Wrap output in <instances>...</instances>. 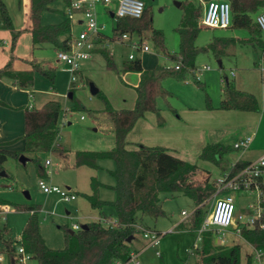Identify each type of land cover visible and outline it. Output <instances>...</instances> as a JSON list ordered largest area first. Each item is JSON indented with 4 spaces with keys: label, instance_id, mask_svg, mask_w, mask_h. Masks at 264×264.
<instances>
[{
    "label": "rangeland",
    "instance_id": "obj_1",
    "mask_svg": "<svg viewBox=\"0 0 264 264\" xmlns=\"http://www.w3.org/2000/svg\"><path fill=\"white\" fill-rule=\"evenodd\" d=\"M4 1L8 7L13 28H23L27 19L25 0ZM143 1L152 19L153 27L163 33L168 51H162L153 40L152 33L146 31L143 34V40L150 46L149 51L141 52L129 44L120 42L111 43L108 51L113 50V58L119 71L108 68L104 55L95 52L91 58L83 62L79 80L74 83H72V73L68 70V66L57 59L58 51L51 44L44 43L34 48L30 34L23 32L18 38L15 48L12 49L10 28L0 22V67L9 61L13 53L15 69H29L31 64L28 60L46 61L48 66L56 69L57 74L53 84L47 77L36 73L34 86L30 89H22L17 86L18 90L13 94V100L21 105L32 104L41 108L46 101L54 99L61 102L63 109L59 134L56 139L59 145L54 150L38 153V161L29 159L24 164L19 158L10 156L4 163L6 175L0 174V231L5 238L12 236L16 243L21 240L22 230L30 216V211L25 209V206L30 205L39 207L40 230L47 245L52 248L65 246V231L72 229L73 222H80L78 217L100 215L104 211L112 218H117L113 205V201L116 199L114 188L116 179L110 172L115 169V161L111 158H104L99 161V169L86 166L78 167L74 164L75 153L78 150H109L114 147L115 135L112 131V121L105 111L103 96L115 109L132 108L136 98L134 87L139 81L138 72H123L124 62L129 60L131 53H134L137 58L143 60L147 68L156 65L175 66L177 60L170 56H179L180 53L181 37L178 28L183 15V7L178 2L200 4L203 9L207 2V0ZM53 6L54 10L44 12V24L60 23L66 17L67 4L63 0L55 1ZM115 8L116 4L113 2L110 9H99L98 13L100 23L105 25V33L109 35L113 34V28L116 25V18L110 12V10L115 11ZM258 12L253 13L254 20H256ZM201 19L197 45L207 46L214 37L235 39L228 47L231 49L221 56L223 68L220 67L219 58L213 52L199 53L195 60V73L187 71L185 78L182 79L174 76L164 78L163 85L170 91L171 96L168 99L160 97L158 105L162 109H169V104H171L179 109L192 107L193 110H198L207 107L215 112L223 111L220 108L223 88L221 79L225 73L234 80L239 88L254 93L260 107L258 111L252 113L236 110L232 115H223L220 118L217 116L209 121L207 127L210 130L216 129L220 137L224 136L220 141L232 146L239 136L253 135L254 133L250 131L253 129L255 138L250 147L264 152V59L261 41L254 39V34L248 28L211 27L204 25ZM83 28L82 24L74 21L72 34L74 46L79 38V32ZM207 65L210 66V69L203 70V67ZM18 66L22 68H17ZM232 70L237 73L235 77L230 74ZM196 77L205 83L204 89L195 83ZM0 81L7 82L4 87L11 88L15 85L8 78L0 79ZM91 82L98 87L99 94L91 93ZM73 85H75V90L72 98L70 88ZM27 91L32 92L35 98L30 99ZM2 92L1 87L0 94ZM1 96L5 97L6 95L2 94ZM5 109L0 105V125L3 126ZM12 111L22 113L19 109ZM246 115H254L256 118H248ZM212 117H216V115H212ZM10 129L16 135L13 139L15 143L21 142L24 121L15 118ZM240 151V149L232 150L218 166L203 160H200L199 163L212 171L211 176L216 177L220 173L230 171L235 156ZM25 155L31 158L35 154L26 153ZM47 158L51 160V164L46 165L45 168L48 175L41 177L38 162L41 161L45 165ZM92 176H96L103 184L100 188V197L107 204L101 210L92 208L84 195L92 193ZM40 178H45L49 183L62 188L70 187L77 194V198L64 201L57 193H45L38 185ZM236 197L237 212L244 211L248 204L255 199V195L245 191H238ZM161 198L166 215L158 218L145 215L138 221L142 229H152L162 233L160 242L149 243L141 230L133 240L132 248L140 252L141 264H198L199 254L196 250L194 253L189 252L198 244V231L179 226L183 220L191 222V217L186 219L183 211H187L190 215L195 209L194 200L184 193L171 195L162 192ZM212 204L213 198H209L204 203L205 215L210 211ZM67 211H70L72 218L68 217ZM227 243L241 245V264H259L255 258L254 247L242 237L236 238L233 234H229ZM262 250L264 254V247ZM159 251L162 252V256L159 255ZM251 254L249 263L248 257ZM0 257L3 259L1 264H11L10 255L2 241H0ZM262 263L264 264V255ZM29 264H38V262L33 259Z\"/></svg>",
    "mask_w": 264,
    "mask_h": 264
},
{
    "label": "trees",
    "instance_id": "obj_2",
    "mask_svg": "<svg viewBox=\"0 0 264 264\" xmlns=\"http://www.w3.org/2000/svg\"><path fill=\"white\" fill-rule=\"evenodd\" d=\"M57 0H29L27 19L23 29L13 28L11 16L4 0H0V22L10 28L12 37V49L23 31H29L32 38V46L39 47L44 43L51 44L57 51H70L74 45L72 38L73 20L65 17L60 23L44 24L43 14L54 10L53 3ZM69 5L72 0H63ZM208 1V0H207ZM231 4V24L233 28H248L254 34V39L261 41L264 59V34L252 15L264 8V0H228ZM183 7V15L178 28L181 37L179 56H170L177 60L173 67L156 65L145 68L142 59L135 57L124 62L123 72L136 71L140 74L136 90L135 103L132 108L115 109L109 100L103 96L105 111L112 121V131L115 135V145L109 150H78L75 153V166H86L99 169V161L111 158L115 161V169L111 174L116 179V199L113 201L115 215L120 221L119 227H106L98 221H91L86 227L68 229L65 231V246L52 248L47 245L41 230L39 220V207L36 205L25 206L30 211V216L21 233V244L30 252L38 264H115L116 261H126L132 250V242L140 229V217L150 215L155 218L166 215L161 198L162 192L175 195L184 193L195 202L194 211L186 218L191 217V222L182 221L179 226L185 229L197 230L205 217L204 203L212 198L216 191L214 184L210 182V170L202 167L197 162L184 160L173 154L168 148L160 145L149 146L140 142H129L128 133L136 122L144 117L147 112H154L158 125L165 124L162 108L158 105V99H168L171 96L163 85L167 76L178 79L185 78L187 71L195 73V60L201 52H213L219 59L226 53L228 47L235 41L234 38L214 37L207 46L197 45L200 30V19L204 9L200 4L192 2H180ZM137 31L145 34L152 33L153 40L158 47L167 52L163 33L153 27L152 19L147 8L139 18L130 16L119 17L113 28V34L100 32L94 39L96 47L93 52L102 53L108 68L119 71L113 55L109 54L104 43L108 39H114L123 32ZM263 40H262V38ZM13 53L9 61L0 67V79H11L16 86L22 89H30L35 84V75L40 73L54 84L56 81V69L48 66L46 61L38 62L28 60L29 69H15L13 66ZM220 67L223 68L222 60ZM195 83L205 88V83L196 77ZM223 88L221 91L220 108L233 109L247 112L259 110V101L252 92L242 90L236 86L234 80L223 73ZM75 85L70 88V96L74 97ZM100 91L97 92L99 94ZM0 104L6 105L0 100ZM25 111V139L24 151L8 148L11 142L0 143V173L4 170V163L8 157L19 158L24 152L32 154L30 159L38 161L40 152L54 150L59 143L56 142L60 129V117L62 105L58 100H48L41 108L36 106H24ZM169 109L178 112V108L169 104ZM133 145L132 148H128ZM235 148L223 142L208 143L200 153L199 158L215 165H221L225 156ZM250 161L239 159L232 163V173L245 167ZM41 177L47 175L46 165L38 162ZM6 173V172H5ZM205 174V175H204ZM103 184L96 176L91 177V194H84L94 209H103L107 204L100 197V188ZM101 217H111L104 211ZM71 230H73L71 232ZM158 232V231H157ZM160 233V232H159ZM162 234V233H160ZM132 237L131 241L128 238ZM244 239L256 248L264 247V229L253 228L243 232ZM215 232L205 231L199 246L195 249L199 254L198 264H241V245L239 243L228 244L216 242ZM0 241L3 242L6 251L10 255L11 264L16 256V241L14 238H5L0 231ZM162 255V254H161ZM252 254L248 257L249 263ZM2 261H0L1 264Z\"/></svg>",
    "mask_w": 264,
    "mask_h": 264
},
{
    "label": "built area",
    "instance_id": "obj_3",
    "mask_svg": "<svg viewBox=\"0 0 264 264\" xmlns=\"http://www.w3.org/2000/svg\"><path fill=\"white\" fill-rule=\"evenodd\" d=\"M115 2V11H111L116 19L119 17L130 16L139 18L143 15L146 4L143 0H72L67 5L65 14L71 20L80 21L84 28L79 32V38L76 45L70 51L59 50L57 59L68 66V70L72 73V83L79 80L80 69L84 61L91 58L93 48L96 47L94 37L100 32H104L105 25L100 23L98 18V7L104 6L105 9H110V5ZM204 25L211 27H229L231 24V4L228 0H208L205 3L204 13L201 19ZM256 22L264 34V10L257 14ZM120 42L129 44L136 50L147 52L150 46L143 40V35L137 31H125L114 39H108L104 46L109 49L110 44ZM110 55L114 52L111 50ZM136 55L131 53L129 59H134ZM210 69V66H204L203 70ZM234 73V72H233ZM30 97L33 98V93L30 92ZM254 135H246L234 142L235 149L244 150L248 148L253 141ZM51 164V160L47 158L45 165ZM210 182L215 185L216 191L213 194V204L208 214L205 215L198 231V244L195 248L189 250L194 253V250L199 246L202 235L205 231L212 230L216 235V242L225 243L228 240L229 234L237 237H243L245 230L253 228L264 229V152L255 160L250 161L245 167L232 173L226 171L218 174L216 177L210 175ZM38 185L45 193H57L64 201H71L77 198V194L70 188H62L59 185L49 183L45 178H40ZM238 191L249 192L255 195L253 202L248 204L244 211L237 212V197ZM183 215L188 217L187 211H183ZM68 217H73L68 215ZM106 227H119L120 221L118 218L100 217L98 220ZM83 227L80 222H73L72 228L79 229ZM136 228L143 231V236L149 243H159L161 235L156 230L142 229L139 224ZM16 256L13 259V264H29L33 260V256L28 252L19 241L16 243ZM256 251L255 258L259 264H263V250L254 247ZM161 254L160 252H158ZM3 260L0 257V261ZM115 264H141L140 252L132 249L130 256L126 261H116Z\"/></svg>",
    "mask_w": 264,
    "mask_h": 264
},
{
    "label": "crops",
    "instance_id": "obj_4",
    "mask_svg": "<svg viewBox=\"0 0 264 264\" xmlns=\"http://www.w3.org/2000/svg\"><path fill=\"white\" fill-rule=\"evenodd\" d=\"M25 2H26V6H27L26 10L28 12L29 0H25ZM99 9L104 10L105 7L99 6L98 7V13H99ZM262 10H264V9H261L260 11H262ZM78 22L80 24H82V22H80V21H78ZM23 28H21V29H23ZM23 32H27L30 34L29 31H23ZM30 36H31V34H30ZM31 40H32V38H31ZM230 49L231 48H228L227 51ZM219 60H221V59H219ZM142 62H143V60H142ZM143 66L145 68H147V66L144 62H143ZM30 67H31V65H29V68ZM17 68H22V67L18 66ZM230 74L233 77H235L237 75L236 71H234V70H232L230 72ZM139 78H140V74H139ZM221 81H222V79H221ZM6 83H7L6 81L5 82L0 81V85H1L0 88L2 87V90H3L2 94L6 95L5 97L4 96H1L2 98L0 97V100L6 104V105L0 104L2 107L6 108L5 109L6 113L4 116L5 117L4 126L0 125V143L11 142L8 145V148L13 149V150H17V151H24L25 147H26V143H25V139L22 137L23 135L21 136L22 141L19 142L18 144H16L15 140H13L16 135L13 132V130L10 129V125L15 118L22 119L24 121V132H25V111L23 109V107L25 105H21L16 100H13L14 97H12V96L15 92H17V90H18L17 86L14 85V87H11V88H9L8 86L4 87V85H6ZM26 93L29 94L28 97L30 99H32L30 97V92L27 91ZM2 94H0V95H2ZM33 98H35L34 94H33ZM29 106H33V105L29 104ZM9 109H11V110H9ZM17 109L21 110L23 114L21 112L12 111V110H17ZM233 111H236V110L223 109V111L221 110V111L215 112L213 109H210L207 107H205V108L203 107L202 109H198V110H193L192 107H183L182 109L178 108V112L175 113V112L171 111L170 109H162V113L164 114V117H165V124L163 126L158 125L157 116L154 112H147L144 117L140 118L136 122V124L134 125L132 130L128 133L127 139L129 142H132V143L140 142V143H143V144H146L149 146H156V145L164 146V147L168 148L173 154L177 155L178 157H180L184 160H187V161H190L193 163L194 162L199 163V161L201 160L199 158V156H200V153L202 152L203 148L208 143L222 142L220 140H222V138H224V136L220 137V135L217 133L216 129L210 130L207 127V124L209 123L210 120L217 118V116L220 118L223 115H232V113H234ZM244 112H247V111H244ZM250 113H252V112H250ZM212 115H216V117H212ZM246 116L248 118H253V119L256 118V116H254V115H246ZM12 117H13V119H10ZM250 131H252V133L255 134V131L253 129H251ZM24 132H23V134H24ZM249 132H247V133H249ZM243 136H239L235 140V142L239 138H242ZM254 138H255V135H254ZM254 138H253V140H254ZM132 147H133V145H130L128 148H132ZM260 151L261 150H259V149L258 150L251 149V147L249 146L248 148L241 150L239 152V154L235 156V161H237L239 159L246 160V161L255 160L263 153ZM205 162H209V161H205ZM201 166L204 167L203 164ZM204 168H206V167H204ZM210 172L212 173L211 170H210ZM47 175H48V173H47ZM68 188H70V187H68ZM88 203H89V201H88ZM69 214H70V211H67V215H69ZM100 217H101L100 215H92V216L78 217L77 219L81 222V224L84 225V224H87L91 221H97ZM159 252L162 254L161 251H159ZM161 254H159V255L162 256Z\"/></svg>",
    "mask_w": 264,
    "mask_h": 264
},
{
    "label": "water",
    "instance_id": "obj_5",
    "mask_svg": "<svg viewBox=\"0 0 264 264\" xmlns=\"http://www.w3.org/2000/svg\"><path fill=\"white\" fill-rule=\"evenodd\" d=\"M178 4H180V3L178 2ZM113 15H114V14L112 13V16H113ZM220 63H221V60H219V64H220ZM90 91H91L92 94H97V92L99 91L98 87H97L93 82L90 83ZM71 96H72V94H71ZM29 159H30V158H29L28 156H26L25 154H21V155L19 156V160H20L21 162H23L24 164H25ZM0 174H1V175H6L5 171H2ZM83 227H86V224H84ZM72 231H73V230H71V232H72ZM131 240H132V237L128 238V241H131Z\"/></svg>",
    "mask_w": 264,
    "mask_h": 264
}]
</instances>
